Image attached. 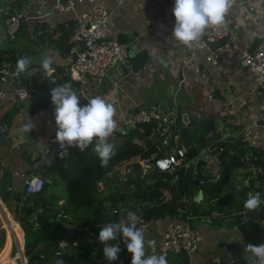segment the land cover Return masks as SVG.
I'll return each mask as SVG.
<instances>
[{
  "label": "crops",
  "instance_id": "crops-1",
  "mask_svg": "<svg viewBox=\"0 0 264 264\" xmlns=\"http://www.w3.org/2000/svg\"><path fill=\"white\" fill-rule=\"evenodd\" d=\"M103 1L112 14L113 36L123 42H128L129 38L134 37L141 51L143 50L133 55L135 72L123 75L119 72V64L115 62L108 69V84L104 85L88 78L82 85V90L89 99L99 95L114 105L117 130L124 133L123 120L133 109L142 105L171 102L173 106H180L181 111L187 112L192 118H220L219 136L230 140L229 145L233 140H240L238 147L243 145L248 148L246 153L253 158L249 169L234 168L222 190L211 194L207 202L212 207L210 214L193 219L192 226L200 237L199 245L194 251L183 255L175 252L162 254L158 250L163 228L173 219L171 215L163 213L157 217L138 218L137 226L144 232L146 256L163 255L168 264H250V260L255 262L256 258L247 251L244 238L235 226H222L216 220L237 219V214L242 217L250 213L244 203L249 193H252L253 185L244 194L243 190L248 182L252 184L251 177L254 174L258 176L260 191H264V126L260 121V101L264 96V87L256 85L249 69L240 63L243 51H247L253 43H256V48L264 42V0H233V5L226 15L229 23L228 42L217 50L216 65L205 58L212 51L209 46L190 52L172 37L175 25L172 9L175 0ZM82 7L79 5L77 8ZM13 11L23 12L26 18L22 19L15 36L11 37L7 28L6 12ZM74 21L72 11L51 10L50 0H0V64L8 62L12 68L17 69L18 60L30 58L31 62L27 68L43 67L44 59L49 58L51 65L61 69L71 61L73 54L66 52L65 48L60 50L55 47V39L62 28L68 29L71 26L70 41L75 28ZM9 86V82L0 80V89ZM32 101L33 97L0 105V254H11L15 250L11 232L22 242V235L25 239L24 225L35 227L32 217L36 216V213L29 219L31 225L21 219L25 216L23 207L28 204L30 196L24 193V179L33 169L42 148L56 142L55 105L50 103L46 107L36 106L32 111ZM257 119L259 123L255 129L256 143L249 145L242 139L241 132L243 126ZM179 122L176 115L177 126ZM28 123H33L34 127L30 132H25L24 125ZM206 146L208 144L199 146L198 154ZM68 149L71 153V147ZM59 166L53 164L38 169L47 182L54 181L52 198L56 199L58 205L62 204L66 197L56 172L60 170ZM195 173L194 169L193 175ZM173 177L165 190L169 194L172 183L177 179L176 177L172 182ZM212 177L211 174L208 178L215 182L216 179ZM198 180L199 186L192 189L196 191H193L190 201L199 202L209 196L208 192L202 189L201 180ZM185 192H181L183 198ZM126 209V204L120 202L119 223L129 222L130 211L127 212ZM60 216L66 215L60 210L57 217ZM63 222L90 229L88 226L79 227ZM261 223L264 229V220ZM39 225L40 223L37 226ZM44 237L49 240L46 236L38 238ZM149 240L156 242L154 251L147 244ZM56 242L58 243L51 246L54 252L70 251L74 245L64 241ZM47 243L46 240H41L36 249L46 246ZM103 249L96 254V260H106ZM54 252H51L49 257L34 256L29 259L24 249L21 262L49 264ZM131 260L132 255L129 253L123 264H131ZM9 262L20 264L19 261Z\"/></svg>",
  "mask_w": 264,
  "mask_h": 264
},
{
  "label": "built area",
  "instance_id": "built-area-1",
  "mask_svg": "<svg viewBox=\"0 0 264 264\" xmlns=\"http://www.w3.org/2000/svg\"><path fill=\"white\" fill-rule=\"evenodd\" d=\"M50 1L51 10L72 11L74 13L75 28L69 41L72 43L70 53L73 54V58L61 69H57L53 65L50 66V70L33 66L19 73V75L16 74V68H12L8 62H1L0 80L9 82L10 86L6 89H0V105L31 99L41 84L56 85L59 79L63 80L62 85H68L71 89L72 80L78 81L81 85L85 84L88 78H92L98 83L102 82L114 60L122 64L130 61L131 42H123L113 36L112 14L103 0ZM79 5L83 7L78 9ZM24 18L26 17L21 11L6 12L7 28L11 37L15 36L20 22ZM224 36H229L227 18H225L222 26L207 29L199 44H195L191 48L185 47L190 52L195 49L208 48L209 41L221 39ZM220 48L210 51L205 57L206 60L216 65L218 63L217 50ZM240 60L251 72L255 84L264 87V42L250 52L243 51ZM38 73L40 76L36 80L33 79V76ZM23 77L25 80L22 79ZM260 110V121L264 126V96L260 101ZM177 113L175 107L166 108L151 105L130 112L123 120L122 132L128 129H136L139 135L136 139L137 143L145 150L150 148L149 153L138 156L140 178L144 180L145 184H148L153 182L160 173H167L174 176L171 180L173 182L177 177V170L191 163L193 170L200 165L203 170L212 174L213 179L217 180L223 166L220 149L208 145L191 161H188L186 159L187 147L183 145L179 126L176 125ZM258 123L259 120L257 119L243 126L242 139L249 145L256 143L255 129ZM220 131L221 127L217 129L216 133H220ZM68 153V146L61 147L57 142L45 145L38 154L33 169L25 176L24 193L31 194L40 191L46 179L38 169L51 165L55 158L67 157ZM240 161L243 163L240 166L243 170L249 169L250 165L253 164V158H250L248 154L242 155ZM130 170L128 167L120 171L123 182L128 181L126 174ZM151 173L154 174L152 177L149 176ZM251 178L253 191L249 195L258 193L261 197L262 192L258 189L260 185L258 176L254 174ZM128 186L133 188L134 182L128 181ZM168 195L167 191L164 192V199H167ZM112 211L116 212L117 209L113 208ZM183 212L184 210H180L179 217H174L164 226L157 246L162 254L168 252L181 253L182 251L189 253L198 247L200 237L194 230L191 221L180 217ZM32 218L36 227L38 225L35 221L36 216ZM10 236L15 244V250L11 254H7L4 260H0V264H9V260L19 261L22 264L21 255L25 249L24 236L22 235V242L18 240L14 232H11ZM103 260L97 259L96 262L99 264ZM105 263L109 264L108 261Z\"/></svg>",
  "mask_w": 264,
  "mask_h": 264
},
{
  "label": "trees",
  "instance_id": "trees-1",
  "mask_svg": "<svg viewBox=\"0 0 264 264\" xmlns=\"http://www.w3.org/2000/svg\"><path fill=\"white\" fill-rule=\"evenodd\" d=\"M72 25V23H71ZM72 27L61 30L59 36L55 39V47L63 50L66 43L69 41ZM57 68V67H56ZM40 74L33 76V79H37ZM62 79H59L56 85H48L47 83L41 84L40 88L33 94L31 104V110L46 107L51 101V90L57 86H61ZM72 90L79 91L82 89V85L76 81L71 82ZM148 127V125H146ZM117 135L122 137L119 144L115 146V155L109 161L107 167H101L100 158L95 153L93 146L92 150L87 155L73 156L70 152L65 158H55L53 164H59L57 172L59 173L60 181L63 183L64 193L66 195L62 204L58 205L56 199L52 198L54 181H45L44 186L38 192L29 194L28 204L23 207L24 217L21 218L25 223H29V219L33 213H36L35 221L39 224L51 220L57 222L58 220L65 221L69 224H75L76 226H88L94 232L83 244H74L71 246L70 251H58L54 252L51 246L58 243L56 241H49L45 237L38 238L32 233L25 234L24 248L25 253L29 256V259L41 256H48L53 253L52 261L49 264H55L58 259L64 260L65 264H88L89 261L95 264L96 259L94 255L102 250L103 243L100 242L98 235L101 228L107 223L118 222L119 220V203L124 202L126 204V211L135 213L140 219L146 217L152 218L167 213L171 217H178L180 210H184L181 214V218L193 221L194 218L206 217L210 214L212 207L209 205L208 199L211 194L220 192L228 181L232 174V171L236 167H240L243 163L240 161V157L249 151L248 148H244L243 145L238 147L240 140L227 141L226 138H221L218 133H214L211 136L204 137L199 144L211 145L212 148L220 149V157L222 160V169L219 178L215 182L209 180V174L201 166L196 167L195 177L201 180V187L207 191L209 196L203 200L196 202L195 200L186 201L183 199L181 192H185L187 189V183L184 177V167L177 170V179L171 186V194L167 199H164L163 195L166 192V188L170 185L169 181L173 177L172 174L160 173L158 177L151 183L145 184L144 180L140 178V169L137 159L139 155H144L150 152L149 149L142 148L136 141L139 137L136 129H128L124 133L116 132ZM198 145L190 146L186 151V159H191L198 154ZM253 152L256 153L255 148ZM70 151V149H69ZM203 162V160H201ZM50 165V166H51ZM125 169L130 167V171L126 174L128 181L134 182V187L129 188L128 181L123 182L120 170H112V168ZM67 170H70L68 173ZM67 172V173H66ZM151 173L149 176H153ZM262 177V174H261ZM103 179L106 183L114 182L115 188L113 191L100 195L97 181ZM252 187L251 182L245 186L243 194ZM261 189V186L258 187ZM107 203V204H106ZM109 203V204H108ZM116 208L117 211L113 212L112 209ZM41 209V211H39ZM60 210L65 213L66 216L57 217ZM253 210L248 209V213ZM129 212V213H130ZM237 219L241 218L239 214L236 215ZM31 225V224H30ZM46 240L47 245L40 249H36V246L41 240ZM113 244H119L121 252L119 258L111 264H123L126 256L129 252L126 249L122 239H119ZM101 248V249H99ZM36 249V250H34ZM59 253V255H57ZM43 259V258H42ZM107 260H105L106 262ZM106 264V263H104Z\"/></svg>",
  "mask_w": 264,
  "mask_h": 264
},
{
  "label": "clouds",
  "instance_id": "clouds-1",
  "mask_svg": "<svg viewBox=\"0 0 264 264\" xmlns=\"http://www.w3.org/2000/svg\"><path fill=\"white\" fill-rule=\"evenodd\" d=\"M233 5V0H175L172 9L175 25L172 37L179 44L188 48L199 44L205 31L218 28L225 22L226 15ZM30 58L17 61L16 74L26 71ZM51 59L45 58L43 68L50 70ZM51 101L55 105V123L57 125L55 141L61 146L79 148L84 152L95 142L94 151L100 158L101 167H107L115 155V146L108 138L117 129L116 109L103 96L88 98V103L81 106L76 91L68 85H61L51 90ZM33 123L24 125V131L30 132ZM262 201L259 194L249 195L244 207L255 210ZM128 223L111 222L101 228L99 240L104 244V256L111 262L118 260L121 247L112 241L122 239L126 249L132 255L131 264H168L165 256L147 255L146 242L142 228H139L135 213L128 214ZM153 251L156 242L147 241ZM247 251L256 258L250 264H264V244H249ZM59 255V253L57 254ZM55 264H65L58 259Z\"/></svg>",
  "mask_w": 264,
  "mask_h": 264
},
{
  "label": "water",
  "instance_id": "water-1",
  "mask_svg": "<svg viewBox=\"0 0 264 264\" xmlns=\"http://www.w3.org/2000/svg\"><path fill=\"white\" fill-rule=\"evenodd\" d=\"M229 36H224L221 39H215L208 42V46L211 50H216L217 48L224 46L228 42ZM128 42H131L129 56L130 61L125 64H119V72L123 75H127L129 72H135L133 65V55L134 53L140 52L139 44L134 37L129 38ZM72 43H67L65 46V51L70 52V47ZM256 43L251 44L248 48V52L254 49ZM143 51V50H142ZM141 51V52H142ZM116 60L113 61L115 63ZM243 63L242 61L240 62ZM244 67H247L244 64ZM109 78L107 76L102 80L101 84H108ZM13 85V84H12ZM80 99L81 106L88 103V97L84 91L79 90L76 92ZM151 105V104H150ZM150 105L140 106L149 107ZM161 107H175L178 111L177 119L179 123V132L182 139V143L185 147L189 148L191 145H199L204 137L211 136L217 132L220 127V118L214 117H197L192 118L187 112L181 111L180 106H173L171 102H162L160 104H155ZM139 108H135L132 112H135ZM2 139V137L0 138ZM184 177L187 183V189L192 190L194 187L199 186V180L193 175V165L188 163L185 167ZM261 186V185H260ZM198 192L195 194L197 196ZM262 203L259 208L253 210L248 215L242 216L239 219L233 218H222L217 219L216 222L222 226L230 227L235 226V228L240 232L244 238L245 246L248 247L249 244L260 245L264 242V229L262 226V220H264V191L261 197ZM25 234L32 233L37 237L46 236L52 241H64L70 244H83L88 239V237L94 232L88 228H78L75 226L68 225L61 220L57 222H52L47 220L41 223L39 226L31 228L28 225H24ZM187 252L182 251L181 254L185 255ZM88 264H94L89 261Z\"/></svg>",
  "mask_w": 264,
  "mask_h": 264
},
{
  "label": "rangeland",
  "instance_id": "rangeland-1",
  "mask_svg": "<svg viewBox=\"0 0 264 264\" xmlns=\"http://www.w3.org/2000/svg\"><path fill=\"white\" fill-rule=\"evenodd\" d=\"M23 80H25V78L23 77ZM116 132H118V130L116 129L115 131H114V133L108 138V142L109 143H111V144H113L114 146H116L117 144H119L120 143V141L122 140V137L121 136H119V135H117L116 134ZM95 145V142L92 144V145H90L84 152H81L79 149H76V148H74V147H71V154L73 155V156H79V155H87L91 150H92V148H93V146ZM115 169H117V170H119V168H112L110 171H112V170H115ZM57 172V171H56ZM67 172L69 173L70 172V170H67ZM66 172V173H67ZM59 173H61V172H59ZM59 173H57V176L59 175ZM44 176H46V173H44L43 174ZM61 184H63L62 182H61ZM97 185H98V188H99V192H100V195H105V194H107V193H109V192H111V191H113V189L115 188V183L114 182H109V183H106L105 181H101L100 183H97ZM193 191H196V190H187L186 192H185V195H184V200H186V201H190V199H191V197H192V194L194 193ZM107 204V203H106ZM109 204V203H108ZM96 236V238H99V234L98 235H95ZM99 249H101V248H99ZM102 249H103V247H102ZM101 252V250H99L98 251V253H100ZM97 253V254H98ZM104 255V254H103ZM94 259H96V254L94 255ZM103 264L105 263V260H103V262H102Z\"/></svg>",
  "mask_w": 264,
  "mask_h": 264
},
{
  "label": "bare ground",
  "instance_id": "bare-ground-1",
  "mask_svg": "<svg viewBox=\"0 0 264 264\" xmlns=\"http://www.w3.org/2000/svg\"><path fill=\"white\" fill-rule=\"evenodd\" d=\"M7 257L6 254H0V260H4Z\"/></svg>",
  "mask_w": 264,
  "mask_h": 264
}]
</instances>
